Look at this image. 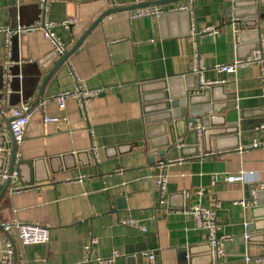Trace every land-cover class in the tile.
<instances>
[{
  "label": "crops",
  "instance_id": "1",
  "mask_svg": "<svg viewBox=\"0 0 264 264\" xmlns=\"http://www.w3.org/2000/svg\"><path fill=\"white\" fill-rule=\"evenodd\" d=\"M136 3L51 0L41 20L38 0H0V28L74 18L69 29L53 28L66 51L103 11ZM260 3L264 6V0ZM182 4L192 14L165 12L159 18L128 20L130 9L109 13L96 23L40 93L43 99L80 83L103 88L83 107L75 98H68L63 109L53 102L43 111L33 105L42 77L57 57L50 56L42 30H26L12 39L9 50L17 61L13 72L20 79L13 78L11 106L30 96L25 102L32 114L22 141L16 143V174L0 197V224H42L50 234L45 244L21 245L15 228L4 229L14 244L15 264H98L96 259L112 252L118 255L103 264H143L145 251H153L154 264H262L255 261L264 256V126H255L264 110L259 69L253 64L229 74L213 66L247 56L264 37V20L253 25L251 12L258 13L257 4L241 1L234 7L232 0L154 5L164 10ZM192 26L217 33L200 34L193 46ZM4 41L0 32V67L11 63ZM194 52L204 64L203 80L214 84L199 87L198 77L190 72ZM0 105L7 119L11 106ZM213 109H221L225 126L204 125ZM46 115L65 120L44 123ZM167 116L166 125L176 123L172 135L182 149L166 156L162 161L170 162L160 169L158 150L148 143L158 140L155 121ZM192 118H199L205 128L199 139L196 133V147L185 126ZM255 142L259 146L250 147ZM9 146L7 137L2 155ZM216 150L222 153L216 155ZM239 171L246 172L243 180L226 181L225 176ZM158 174L167 179L161 196ZM3 182L1 178L0 189ZM198 188L202 196L195 194ZM242 199L247 206L237 204ZM194 206L213 209L217 235L232 238L223 244L222 256L214 255L208 231L196 228L193 215L185 212ZM122 215L136 217L144 231L117 224ZM245 233L251 236L248 242ZM90 239L95 241L86 251ZM3 245L10 243L0 232V257Z\"/></svg>",
  "mask_w": 264,
  "mask_h": 264
},
{
  "label": "built area",
  "instance_id": "2",
  "mask_svg": "<svg viewBox=\"0 0 264 264\" xmlns=\"http://www.w3.org/2000/svg\"><path fill=\"white\" fill-rule=\"evenodd\" d=\"M51 0H38V9L45 11V7L48 5V3ZM105 1H111V0H105ZM142 0H137V3H140ZM185 10L187 12H190L192 14L191 7H189L186 4H182L175 7H170L166 9H162L159 5H147L146 7H138L133 10H130L127 14L128 20L135 19V18H143V17H155L158 18L159 16L165 14V12H176V11H182ZM233 21H236L234 18ZM75 23L74 18H66L62 20L60 23H55L52 21H43L41 24H32V25H16L14 29L11 28H0V32L5 34V49H6V58L9 57L10 50H9V37L11 34H20L23 32H26V30H42L45 34V37L48 40V43H50L52 52H55L58 57L62 52L65 51V47L62 43L59 42L58 37L53 32V28L55 26H62L65 29H69L73 24ZM203 33H211L216 34L217 30L213 29L211 27H205L200 29V31H196L195 27L192 26L190 28V36L194 38L193 46L196 45V37ZM192 64L190 72L192 74H195L199 79V87L201 86H209L214 84L215 82L211 81H205L203 80V70H204V64L202 61L201 56H198L196 52H194L192 56ZM253 64L258 66V78L261 82V90H262V98L264 100V37H259L258 44L247 54L245 57H236L232 62L230 63H218L213 66V69L216 72H224L229 74H235L236 70L238 68L243 67H249L253 66ZM6 76H4V79ZM103 91V88H97V89H90L85 87L82 83L76 84L74 89L72 91L63 90L61 92H56L53 94H50L49 96L40 99L39 102L36 104V107L39 108V110L43 111L44 107L46 106V103L53 102L56 104L58 109H63L65 102L68 98H75L78 101V104L80 107H83L84 103L88 101L89 99L93 97H97L98 93ZM8 90H4V96L5 101L7 100V94ZM10 117H12L10 123H9V131L11 132V135L14 137L15 142L19 143L22 141L23 134H24V127L29 121V118L31 116V105L26 103L25 101H21L17 103L16 105L11 106L9 109ZM65 120V117L60 118L57 116H44L43 122H51V123H59ZM185 126H187L190 130H195L197 133V138L200 136V132L202 130V126L200 125V119L199 118H192L188 119L185 122ZM199 139V138H198ZM259 146L257 142L253 143L250 147H256ZM264 146V145H263ZM166 161H158L157 167L160 169H163L164 165L166 163H169ZM16 174V172L13 170L11 173V177H13ZM246 172L239 171L237 174L234 175H228L225 176L226 181H239L244 179V175ZM7 176L6 169L0 171V178H5ZM156 188L161 196L165 191V184L167 179L163 174H158L155 178ZM203 189L198 188L195 191V194L198 196H202ZM254 199V196L253 198ZM162 203V199L159 200V204ZM251 203H254V200L251 201ZM237 204L241 206H247L248 201L246 200H239ZM191 213L194 217L195 227L196 228H202L208 231V237L207 241L210 247L213 248V253L216 257L222 256L224 253V247L223 244L231 240L232 238L228 235H217V225H216V212L213 209L210 208H204L201 206H194L189 207L185 212ZM116 223L120 224L125 227H129L132 229H137L139 231H144V226L138 221V219L131 215H122L118 216L116 219ZM13 227L16 229V235L18 236V241L21 245H30L32 243H38V244H45L50 239L49 234V228L46 225L42 224H27L22 223L18 221H14L12 224H4V229H7L8 227ZM249 237L248 233H245L243 235V239L246 240ZM95 239H90L88 243L84 245V250H88L90 245L94 243ZM117 252H112L111 256L107 258L102 259H96V262L98 264L108 263L111 262L116 256ZM144 255V262L143 264H154V253L153 251H145L143 252ZM244 260H249V256L245 253L243 256ZM13 260V252L9 245H6L2 250V255L0 257V264H12ZM255 261L258 263L264 264V256L255 258Z\"/></svg>",
  "mask_w": 264,
  "mask_h": 264
},
{
  "label": "water",
  "instance_id": "3",
  "mask_svg": "<svg viewBox=\"0 0 264 264\" xmlns=\"http://www.w3.org/2000/svg\"><path fill=\"white\" fill-rule=\"evenodd\" d=\"M171 1H179V0H151V1H147V2H142V3H136V4H131L129 7H112V8H108L107 10L103 11L100 15H98L95 20L90 24V26L86 29V31L79 37V39L76 41V43L69 48L68 50L62 52V54H60L57 58H56V62L55 64L49 69V71H47L45 73V75L42 77L40 86L37 90L36 93V98L33 102V105H36L39 100L41 99V90L43 89L45 83L47 82V80L49 79V77L62 65L63 62L66 61V58L69 54H71L78 46L79 43L81 41V39L94 27L96 26V23L105 15L109 14V13H113L114 11H129L130 9H134V8H138V7H146L147 5H154V4H163L164 2H171ZM238 1H241V3H245V4H257V10L258 13H256V9H252L254 11L251 12V14H253V21L256 27H257V22L262 19L264 20V14H261L262 10L264 9V6L261 5L260 0H232V4L233 7L238 5ZM185 11V10H182ZM41 14V20L43 19V15H44V11L40 10L39 11ZM250 14V15H251ZM162 16V15H161ZM159 16V17H161ZM158 17V18H159ZM43 22V21H42ZM41 22V23H42ZM264 23V22H263ZM22 26V25H21ZM15 26L11 29H14ZM14 37H18V34H11L9 37V44H11V41ZM12 46V44H11ZM56 53L55 52H51L50 56L52 58L56 57ZM245 57V56H243ZM8 63L10 64H4L0 67V101L2 102V104L4 106H11L13 103L10 102L11 99V94L13 93L14 89L12 86V82H13V78H16V76L19 78V74L18 73H14L13 72V62L16 63L17 61L15 59H12L11 54L7 59ZM4 76H6V78L4 79ZM15 76V77H14ZM20 79V78H19ZM167 88V87H166ZM7 89L9 92L7 94V100L5 101V96H4V90ZM30 96L28 97H20L19 100L16 101V103H19L21 101H26L28 100ZM166 98V95H165ZM32 107V106H31ZM2 106L0 105V171L6 169V174L7 176L4 178V185L3 187L0 189V197L7 191V189L9 188L10 185V176L11 173L13 172V168H14V161H15V155H16V142L14 137L11 135V132L9 131V123L12 119V117H8L7 119H5L3 117L2 114ZM221 111V109L216 110L213 109L211 110V112H209L210 114H208L207 118L205 120H203L204 125H208L210 127H216V128H220L221 126H225L224 123L225 121L223 120V116L219 115V112ZM219 115V116H218ZM262 118L259 119V121H257L255 126H264V110H263V114L259 115ZM170 117L167 116L160 119V120H156L155 122H157V127L158 128V140L157 141H150L148 143L149 148L150 149H154V150H158L157 151V156H159L161 158V161L163 159H166V156H168L169 154H177L179 152V150L182 149V144H179L181 142H176L175 138L173 137V130L172 128H174V125L176 124L174 122V125H166L167 120H169ZM3 121V125L2 122ZM229 125H233V123H229ZM191 132L194 135V141L191 142L192 145H195L196 147V132L195 130H191ZM205 132V128L203 126V129L201 131L202 134H204ZM8 137V141L10 143L9 146V150L7 152V154L4 156L2 155V151L5 150V140ZM176 137V135H175ZM208 149V148H207ZM222 150H216L215 153H217L216 155H220V152ZM173 155V154H172ZM218 166L216 168H220L221 164H217ZM218 171V170H217ZM218 172H221L220 170ZM1 180V178H0ZM0 232L6 237V239L9 241L10 243V247L12 249L13 252V262L12 264H15V252H14V244L13 241L10 237V235H8L7 233H5L4 231V224H0ZM261 235V233H260ZM251 239V236L249 235V237L245 240L246 242H248ZM4 247V245L2 246Z\"/></svg>",
  "mask_w": 264,
  "mask_h": 264
}]
</instances>
